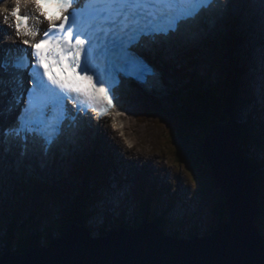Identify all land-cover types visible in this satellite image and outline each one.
<instances>
[{"label":"snow or ice","instance_id":"1","mask_svg":"<svg viewBox=\"0 0 264 264\" xmlns=\"http://www.w3.org/2000/svg\"><path fill=\"white\" fill-rule=\"evenodd\" d=\"M10 2L11 9L0 4V18L8 24L10 15L13 24L8 26L16 39L26 38L20 40L24 48H0V97L7 95L6 83L12 92L7 107L0 104V117L19 109L12 125H0V146L18 141L27 149L31 138L42 142L45 155L61 142L68 128L79 127L81 114L91 109L99 113V119L117 108L118 90L125 80L151 89L159 73L137 53L142 39L155 43L157 36L178 33L182 22L219 6V0ZM22 3L35 7L47 21L46 30L34 28L32 17L21 14Z\"/></svg>","mask_w":264,"mask_h":264},{"label":"rangeland","instance_id":"2","mask_svg":"<svg viewBox=\"0 0 264 264\" xmlns=\"http://www.w3.org/2000/svg\"><path fill=\"white\" fill-rule=\"evenodd\" d=\"M229 19L226 20V31L223 32L224 29L223 23L222 28L220 31H218L217 28L211 27L208 29V31L204 34H202L201 38L204 39L203 41L199 42L198 45L194 47L193 54L188 53V51L191 50V48H186L181 50V55H179L176 58L169 59V62L167 63V71L176 73V78H171L167 76V82L168 87H165L163 92L154 97L153 100L150 98H144L142 100L141 97H138L136 94L131 93V96L136 99L140 100L141 108H148L146 112H142V115L139 117V122L136 123L135 117L132 116V118L129 119L130 125L127 128H125L123 131L125 132V136H123V133H120L123 139L116 135L117 138L120 140L128 143V147L130 146H136L138 148H141L137 153L138 155L144 154V153H150L152 159H155V169L157 172H153V174H150L151 180L157 175H162L163 178H160L156 180L157 182L160 180L161 183H166L161 189L164 193L163 195L166 197H173L174 196L184 198L185 201L189 199H195V207L197 209L198 216L192 219L189 217L186 213V210L184 207H182V203H178L177 209L174 211L180 212L182 217V224L180 225V228L170 229L167 230V228L164 230L167 233H173L174 231H178L179 235L186 238H193L188 237V234H198L201 236L209 235V231L211 229H215L218 221L220 220V214L216 211V206L221 203L223 205V201L221 199V195L218 196L217 192L219 191L218 187L214 185V180L211 174V170L208 166L206 168H203V170L199 173L200 177H206L208 178H200L196 176V174L191 173L186 165L181 163V159L178 158L176 153H179L181 151V148L177 146L175 140L172 138L171 130H169V126L163 123V121H166L165 123H168L167 121L171 120L173 116H175L173 112V107L171 105L170 97L168 96L170 94V91L173 92L174 89H177V87L180 85H186L188 82V79L190 78H196V82L202 83L204 86L212 87L213 90L216 92V95L219 97L222 92V87L219 85L216 86V80L221 82L224 77L227 74V69L229 67V56H215V52L225 53L227 46H226V40L229 36V31L231 30V25ZM210 30V32H209ZM241 37L240 35H238ZM246 39H248V35L245 33ZM243 38V37H242ZM211 41L208 43V41ZM256 44V43H255ZM251 48V47H250ZM256 49H259L256 47ZM241 54L240 53H233L231 52V56L234 59V65L239 66V63L242 62L245 59V56L242 55L244 52V47L241 45L240 47ZM229 52V53H230ZM178 70L182 71L183 74L180 72H177ZM251 80V78H250ZM252 91V99L251 103H254L255 98V91L254 87H251ZM182 93V91H181ZM179 94H176L178 96ZM152 100V101H151ZM161 102L162 104H159L158 102ZM176 101V100H175ZM177 102V101H176ZM251 105V104H250ZM135 107L134 111L132 110V115L137 110V105L132 104V107ZM250 107V106H249ZM140 111V110H139ZM138 111V112H139ZM137 112V113H138ZM242 112L243 119L247 116V112ZM125 114V113H124ZM223 119H226V117H222ZM135 122H133V120ZM241 122V121H240ZM226 122H217L216 124H221ZM124 122L122 126L124 127ZM105 127V126H103ZM111 130V128H110ZM205 134H197V135H191V142L189 143V148L187 151L190 153L191 149H196L197 147L202 148L203 141H204ZM99 140V139H98ZM96 142H87L86 145L83 147L82 151H79V155H81L79 158H70L67 160V163L62 160L60 162V165H63L64 168L62 171L54 170L55 172L54 176H51V174H47L46 176L43 175V173L39 174L40 178L42 180H45L47 183H54L59 184L58 186V194L53 197H48L47 195L40 199L42 203L37 205L36 207H33V203L31 202L33 198L30 190H29V183L25 184L26 180H19V178H14V180L18 183L17 186L11 185L10 181H7L10 176L7 175L6 172L3 173V180L0 182V213L5 215L6 217H13L12 213H15L11 210L20 211L21 205L24 206V213L26 216L23 217V220L18 219L17 228H21V225L24 220H26L27 215H32L33 219L32 222L36 223V225H33V227L30 228L29 233L33 235L31 237V240L37 239L36 241H40L41 244H47L49 243V236L52 235L54 237L56 234L59 235L61 230L63 229V226L66 225V221L63 217V210L64 208H68L69 205L72 203V198H76V194H78L81 190V187L86 188L88 190L89 187H91L93 184L97 187L100 184L99 178H93L92 173H89V176L85 177V179L82 177L75 176V173L72 174L75 167L82 163L84 159H88L89 157L93 159L95 162V168L99 169V161L101 160L100 154L97 151V145ZM194 143V148H192ZM176 146V147H174ZM191 147V149H190ZM177 148L180 149V151H177ZM254 148V147H253ZM253 148H250V151L248 154V157H256L259 158V160H263L261 152H259L257 149L255 150L257 153L255 154L253 151ZM186 149V147H185ZM190 150V151H189ZM135 157L134 153L132 152V156L128 160H132ZM130 162V161H129ZM139 164H134L133 166L135 168L142 169V166L140 164H144L138 159ZM146 164V163H145ZM150 165V164H149ZM152 166V165H151ZM264 167V166H263ZM164 168L168 169V175L165 176L163 173H166V170ZM189 168V167H188ZM201 168V167H200ZM261 171V170H260ZM107 172H111L110 169H107ZM140 172H143L141 170ZM198 174V175H199ZM91 176V178H89ZM1 177V175H0ZM260 177V174H259ZM258 178V177H257ZM134 177L129 178V180H133ZM259 179V178H258ZM115 178L113 179L114 182ZM260 180V179H259ZM60 181H62L60 183ZM5 183V184H4ZM22 185H24L22 187ZM155 185V184H154ZM131 191L132 187L130 186ZM14 189V190H13ZM85 190V191H86ZM110 190V188H109ZM101 189L99 188V193H101ZM183 192L184 194H181ZM136 194V190L130 192V195L128 192H126V198H130L132 195ZM219 194L220 191H219ZM161 197H164V196ZM26 197V199H25ZM27 201L24 204H21V199ZM58 200L59 206L56 203V206H53L52 201ZM220 200V201H219ZM177 203L174 202L173 205ZM55 204V203H54ZM172 205V206H173ZM194 205V204H193ZM12 207V209H11ZM2 208L7 211L6 213L2 212ZM22 211V210H21ZM34 211L36 213H34ZM223 215V221H228V215L226 214V211L224 210ZM99 214V218L95 217L93 213V218H90V221L88 223L90 227L89 231L94 236H99L100 233H107L109 230L113 228V223L110 225L111 220L105 219V217L101 216L100 211H96ZM110 213H113V211L109 210ZM50 215H52L53 222L50 223ZM111 215V214H110ZM112 217H115V215H111ZM130 220V223L132 222V217H128L127 220ZM126 220V221H127ZM107 221V222H105ZM125 223L128 225L129 223ZM7 223H4L1 225L2 232H0V236H4L5 228ZM260 230H264V224L261 222L260 224ZM67 226V225H66ZM38 227L39 229H36ZM94 227V228H93ZM68 227H66L67 229ZM17 229V230H18ZM65 229V230H66ZM28 231V229H27ZM97 231L99 233H97ZM212 232V231H211ZM48 238V239H46ZM56 238V237H54ZM52 238V239H54ZM39 239V240H38ZM12 247L14 248V242L12 241ZM5 245H2L0 243V250L4 249Z\"/></svg>","mask_w":264,"mask_h":264},{"label":"water","instance_id":"3","mask_svg":"<svg viewBox=\"0 0 264 264\" xmlns=\"http://www.w3.org/2000/svg\"><path fill=\"white\" fill-rule=\"evenodd\" d=\"M222 113L226 123L212 125L202 146L228 215L211 235L179 238L142 223L94 236L83 224H72L47 244L4 252L0 264H264V239L254 224L258 216L254 177L243 161L248 154L236 145L237 128L227 103Z\"/></svg>","mask_w":264,"mask_h":264},{"label":"trees","instance_id":"4","mask_svg":"<svg viewBox=\"0 0 264 264\" xmlns=\"http://www.w3.org/2000/svg\"><path fill=\"white\" fill-rule=\"evenodd\" d=\"M230 44L234 46V49L237 47V40L234 38L231 39ZM236 47V48H235ZM231 57V56H230ZM233 59V58H232ZM232 59L230 60V67H229V76L228 80L226 82V85H224V89L222 94L216 98L217 96L214 95V92L210 90L211 88L207 86H202L201 83L197 84H189L188 88L190 89V92L185 94L184 97L181 100V102L177 103L179 106L176 109V116L173 117L174 126L172 129V138L175 140L176 144L180 149L177 148L178 151H180L177 156L181 159V163L188 166L187 169L191 172L196 174V176L200 177V172L203 170V168H208L206 165L203 153L201 149H195L194 143L191 149L190 153L187 151L189 148V143L191 142V135H197V134H205L208 132V129L215 125L217 122H223L224 117L222 113V107L224 103H227L228 105H232L233 108H231L234 112H239V106L241 105V108L243 107L242 103V97L240 96V91L243 88V85H245V78L247 76L246 70L244 66H235L232 62ZM195 81V80H194ZM239 88V95H237V89ZM241 119H238L236 121V128H237V135L241 139L240 135L242 133L244 134V141L242 142V146L245 147V150L248 151V143L245 142V140H248L245 138V135H249L253 131V127L250 125H247L248 123L244 124L240 122ZM246 122V121H245ZM242 130V131H241ZM244 130V131H243ZM252 144V143H251ZM253 144L258 145L256 141H254ZM241 145V143H240ZM176 147V146H174ZM186 147V149H185ZM252 162V161H251ZM259 162L257 165H255V169H260L259 166L261 165ZM264 164V163H263ZM262 164V165H263ZM251 166V165H250ZM201 167V168H200ZM202 169V170H201ZM201 170V171H200ZM263 171H254L255 175L256 172L257 175L263 173L264 174V167L262 168ZM251 173L253 170H249ZM199 174V175H198ZM210 175V172H209ZM208 175V176H209ZM254 175V176H255ZM256 175V176H257ZM208 176L204 178H208ZM203 178V177H200ZM203 178V179H204ZM261 178V176H260ZM258 180V178L256 177ZM256 179L254 177L253 181L254 184H256ZM86 188L81 187V190L78 195H76V198L73 200V204L70 205V211H66L63 218L66 221V225L63 226V229L59 233L58 236L62 235L66 229L72 222H76L78 219H86V216L83 214V211H85L83 208L88 204L87 198H92L90 191L88 192ZM260 200L262 201L263 195L259 190L256 192ZM80 196V197H77ZM144 205H146V199L143 200ZM223 207L221 203H219L218 206H216V211L218 213H221L220 220L223 221ZM260 209H262V204L259 205ZM259 209V210H260ZM144 210V209H143ZM224 210L226 211L225 207ZM145 215V212L142 213ZM227 214V212H226ZM16 215L18 216V213L16 212ZM24 215V213L22 214ZM141 215H137L134 217V221L136 222L137 219ZM33 216L28 215L26 217V221H24L21 225V228H17L16 224V216L12 218V222L9 224L8 232L4 236V244L6 245V248L1 251H9L14 253H20L23 252L29 248H32L33 245L39 244L40 241H36L37 239L34 238V240H31V237H33L32 234L29 233V230L33 225H36V223L32 222ZM221 221H218L221 222ZM162 219L160 220L156 219L155 223L158 226L162 225ZM218 225V224H217ZM18 229V230H17ZM28 229V231H27ZM36 229H39L36 227ZM214 229H211L213 231ZM261 232V231H260ZM196 235V234H195ZM194 234L190 233L188 234V237L195 236ZM174 237H179V232H175L172 234ZM39 240V239H38ZM12 241L14 242V248L12 247ZM1 254V253H0Z\"/></svg>","mask_w":264,"mask_h":264},{"label":"bare ground","instance_id":"5","mask_svg":"<svg viewBox=\"0 0 264 264\" xmlns=\"http://www.w3.org/2000/svg\"><path fill=\"white\" fill-rule=\"evenodd\" d=\"M236 2H237L238 5H240L239 4V1H236ZM232 6H233V4L231 3L230 4V8H232ZM251 7H253V6L251 5ZM231 13H232V11H231ZM243 13L244 12H240L239 13V17ZM253 14H256V11H253L252 15ZM247 15H249V20L247 19L245 22L240 21L242 27H240V26L238 27V26H236V24H235V27H234V25H233V30L235 29V31L240 34L241 39L246 38L245 33L248 35V37L251 36V35H253V33H257V34L260 35V32L259 33L258 32H254V30H256L258 27H259L258 29H260V30L264 28V16L263 15L260 16V21L258 19H256V21H255V19H253V17L250 15V13H247ZM223 18H224V16H223ZM221 19H222V17H221ZM258 22H259V25H258ZM244 28H246V31H244ZM252 30H253V33H252ZM4 31L7 32L8 30H4ZM9 35H10V32H9ZM200 36H201V32L197 33V37H200ZM263 38H264V36H263ZM233 53H235V54L236 53H240L241 54V51H239L238 49H235V51ZM161 54H162L161 58L163 60H165L166 58L169 57L168 54H166V52H164V51H162ZM242 55H244V56L246 55L245 56V59L243 61H245V60L248 59L252 63V65H253L252 71L254 72V74L256 76V79L254 81V83H255V88H254L255 98H254V100L255 101H254V103H251V106L254 109L261 110L262 108H264V54H262L260 50L254 48V45H253V47L251 49V52H250V55H247V54H244V53H242ZM243 61L240 62L239 65H242L243 64ZM205 88H207V86ZM222 89H224V88H222ZM132 93L136 94L138 97H141L142 100L144 98H147V99L150 98L151 99V96L149 94H147L145 90H142V89H139V88L133 89V92ZM242 103L244 104V100H242ZM134 109H135L134 106L132 108H130L129 111H130L131 115H132V112L131 111L132 110L134 111ZM251 111H252V109L248 108V113L251 112ZM126 117H127L126 118L127 119V124H126V126L124 128H127L128 129V127L130 125V122H129V119L130 118L127 115H126ZM240 119H243L242 114H240ZM237 120H238V118L235 117L234 125H236L235 123H236ZM4 121H5L4 117H1L0 118V123L3 124ZM244 121H241V122H244ZM237 122H239V121H237ZM114 124L115 125H118L117 120L114 121ZM103 130L104 131L100 132V134H99V136H100V139L99 140H101V142H100V144L97 145L98 146L97 149H98L99 153H101V156L104 155L106 157L108 156V157H110V158L112 157L114 159V157H116V153H119L120 151L123 152L124 145L120 141L113 140L115 142L114 143L115 146L119 150L116 149L115 150L116 153H115L112 149H109V147L107 146V141L111 140V134L112 133H111L110 130H107V129H104V128H103ZM126 142H128V141H126ZM15 154H16L15 152H12V155H15ZM261 154H263V157H264V149L262 150ZM3 157H4V159H1L0 160V166L3 167V169H1L0 171H7L8 173H10L11 172V167H13V164H14V162L16 160L15 159V156L12 157V156L5 155L4 154V151L2 149V154L0 155V158H3ZM138 159L141 162H143V163L155 165V160L152 159L150 153H144V154L138 155V157H136V162H137ZM25 161H26V159H25ZM117 162H119V161H117ZM109 163L110 162L107 163V159L106 160H102V161H100V167L104 168L105 169V172H106ZM116 165L117 164L115 163V170H116ZM21 172H22V170L19 169L17 171V174L18 173H21ZM103 175L105 177H107L106 176V173H103ZM114 175H118V172L113 171L111 173V176H114ZM10 178H13V175H11ZM143 178L145 180H149L147 178V175L143 176ZM120 186H122V183H120ZM114 187L115 186L113 184V186L110 187V190H109V192L107 194H105L103 191H101V193L97 194V198L98 199H100V198H106L107 196H109V194H111L112 192H114L116 190V188H114ZM77 197H80V196H77ZM87 200H91V198H87ZM258 200H259V198H258ZM98 211H100V210L98 209ZM93 212H94L95 217H98L99 218V214L97 212H95V211H93ZM259 213L260 212L258 211V214ZM87 215H92V212H89V214H87ZM126 220H127V218L124 217V221L122 222L124 225H127L125 223ZM262 221H264V213L261 214V218L258 219V224H260ZM126 222L130 223V220L128 219ZM263 224H264V222H263Z\"/></svg>","mask_w":264,"mask_h":264}]
</instances>
